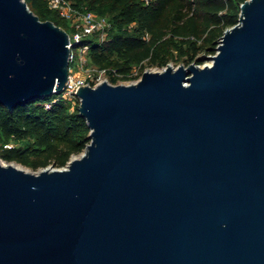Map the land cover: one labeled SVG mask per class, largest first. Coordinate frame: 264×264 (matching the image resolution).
Segmentation results:
<instances>
[{"label": "water", "instance_id": "obj_1", "mask_svg": "<svg viewBox=\"0 0 264 264\" xmlns=\"http://www.w3.org/2000/svg\"><path fill=\"white\" fill-rule=\"evenodd\" d=\"M68 40L0 0V104L61 92ZM207 57L80 85L66 165L0 161V264H264V0Z\"/></svg>", "mask_w": 264, "mask_h": 264}, {"label": "trees", "instance_id": "obj_2", "mask_svg": "<svg viewBox=\"0 0 264 264\" xmlns=\"http://www.w3.org/2000/svg\"><path fill=\"white\" fill-rule=\"evenodd\" d=\"M244 0H70L73 6L107 15L112 26L104 39L87 44L93 63L115 83L134 64L166 65L170 59L196 61L200 51L214 53L225 28L238 21ZM40 19L65 27L66 20L47 0H26ZM199 60V59H198ZM44 96L12 109L0 104V156L32 168L61 167L84 150L90 128L78 105ZM50 102L47 106L46 102ZM10 139L23 140L10 145Z\"/></svg>", "mask_w": 264, "mask_h": 264}, {"label": "built area", "instance_id": "obj_3", "mask_svg": "<svg viewBox=\"0 0 264 264\" xmlns=\"http://www.w3.org/2000/svg\"><path fill=\"white\" fill-rule=\"evenodd\" d=\"M47 4L49 7L56 8L61 16L71 19L73 31L71 33L68 32L69 62L73 61V59L76 57L78 52L77 49L81 51L83 47L88 46L87 44L79 43L83 38L90 37V35L94 33H107L108 29L112 26V22L107 18L106 15L98 14L97 12L90 9H82L73 6L70 0H47ZM101 39H104V37ZM79 53L80 54L78 58L80 63L83 62L84 59L81 55V52ZM70 69L71 65L69 64L68 78L65 86L61 92L52 95L51 101H55L60 97H66L70 99L73 94L76 95V90L80 85H95L104 79L108 80L107 76L103 78L102 73L94 72L92 69H89L84 74H74ZM102 69V71L106 73L105 75H107L105 68ZM76 100L79 101V97H77ZM51 101L46 102V105L48 106Z\"/></svg>", "mask_w": 264, "mask_h": 264}, {"label": "rangeland", "instance_id": "obj_4", "mask_svg": "<svg viewBox=\"0 0 264 264\" xmlns=\"http://www.w3.org/2000/svg\"><path fill=\"white\" fill-rule=\"evenodd\" d=\"M107 16V15H106ZM107 18L110 20V18L107 16ZM63 19L64 20H66V23L64 24V26L65 27H63V28H65L66 30H67V32H69V33H71L72 31H73V27H72V25H71V19L70 18H68V17H63ZM111 21V20H110ZM96 36H94L93 34V36L96 38V39H101L102 37H106V35H107V33L106 32H103V33H100V34H97V33H94ZM77 55H76V57L73 59V61H71V62H69V64L71 65V71H72V73H74V74H84V73H86V71H88L89 69H92V70H94V72H97V73H102V77L104 78V77H106L107 75H105L106 73L105 72H103L102 70V68L100 67V66H98V65H96L95 63H93L92 61H91V59H90V54H89V48H88V46H86V47H83L82 48V50L81 51H79V49H77ZM79 52H81V55L83 56V62H80L79 63V58H78V56H79ZM203 54H207V55H209V54H212V53H209V52H204V51H200V53H198L197 54V56H201V55H203ZM194 62H196V63H200V64H203L204 62H207V63H210L211 62V59L209 58V57H207L206 59H204V60H202V61H200V60H194ZM180 63H184V64H187V62L186 61H183V60H181V59H179V60H175V59H170L168 62H167V64H170V65H172V66H177L178 64H180ZM166 64V65H167ZM165 65H162V66H158V65H148V64H144V66H143V68L139 65V64H134L133 65V67H132V69L130 70V72L127 74V75H121V76H119L118 77V79H117V81L116 82H124V83H127V82H131V81H134V80H136V79H138V77H140V75H141V73H142V71L143 70H145V69H162L163 67H164ZM115 82V83H116ZM77 95H75V94H73V96H71V100H70V107L72 108V106H73V104L74 103H77V105H78V100H76L77 99ZM23 142V140H17V139H10L9 141H8V144H10V145H18V144H20V143H22ZM82 152V151H81ZM81 152L80 153H78V154H74V155H72V156H78V155H80L81 154ZM71 156V157H72ZM0 161H2V162H6V163H8V162H12V163H14L15 165H19V166H22L23 168H25V169H27V170H30V171H39L41 168H36V169H34V168H32L31 166H29V165H27V164H23V163H21V162H16V161H14V160H11V161H8V160H5V159H2V157L0 156ZM46 166H49V167H52L53 165H51V164H49V165H46ZM45 167V166H44ZM54 167V166H53ZM60 167V166H59Z\"/></svg>", "mask_w": 264, "mask_h": 264}, {"label": "bare ground", "instance_id": "obj_5", "mask_svg": "<svg viewBox=\"0 0 264 264\" xmlns=\"http://www.w3.org/2000/svg\"><path fill=\"white\" fill-rule=\"evenodd\" d=\"M2 162V161H1ZM17 166H19V165H17ZM19 167H22V166H19Z\"/></svg>", "mask_w": 264, "mask_h": 264}]
</instances>
